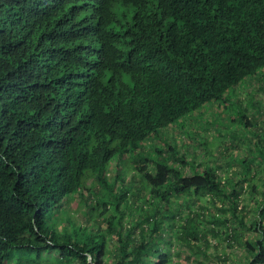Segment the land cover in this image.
<instances>
[{
    "label": "trees",
    "instance_id": "1",
    "mask_svg": "<svg viewBox=\"0 0 264 264\" xmlns=\"http://www.w3.org/2000/svg\"><path fill=\"white\" fill-rule=\"evenodd\" d=\"M262 100L264 0H0V264H177L171 238L196 254L219 224L245 264H264V179L249 172L264 164ZM212 101L236 116L204 126L218 120L225 149L257 152L223 179L181 151L207 148L197 119ZM167 127L188 139L167 140ZM91 182L93 228L64 207L85 203ZM205 195L253 236L180 215ZM241 195L258 204L249 221Z\"/></svg>",
    "mask_w": 264,
    "mask_h": 264
},
{
    "label": "rangeland",
    "instance_id": "2",
    "mask_svg": "<svg viewBox=\"0 0 264 264\" xmlns=\"http://www.w3.org/2000/svg\"><path fill=\"white\" fill-rule=\"evenodd\" d=\"M245 90L246 88L239 90V95L241 96L242 101L245 100V98L247 97V95L245 94ZM262 101L264 102V100ZM213 103H214L213 101L207 103L205 105L204 115L201 118L197 119L198 121L197 125L204 130V137L206 140L207 148L201 147L200 141L198 140L195 141L187 140L189 135L184 134L182 130L179 129L177 130L175 127H167L166 129H164V131L167 140L170 139L174 141L176 144L178 143V146H180L183 141L187 140L186 144L184 143L185 145L182 146L181 148V151L186 156V160H191V158H193L194 161L196 163L199 162L201 166H203L204 164H208L214 167L220 165V168L216 170L218 174L221 175V179H223L225 178L224 170H227L229 173H232L233 171H238V169H240L241 167L236 163L237 162L240 163L239 160L241 159V157H247V158L252 157L253 155L255 156L257 152L256 150H254L253 154L251 155L247 154L246 153L247 150H245L246 147L243 146L242 144H239V148L238 149L236 148L234 150H232V147L228 144L230 150L225 149V145L223 144L224 143L223 135L221 138V135L217 130V128L220 127L219 122H217L218 120H214L216 121L214 124H207L204 126V122H203L204 120L213 118L214 116H218V114L219 116H226L227 114L236 116L234 110L227 108L229 106L220 104L217 109L216 105H214ZM259 117L260 116H258V119L263 121L262 119H264V116L262 119H260ZM193 118L194 116H190V121H193ZM222 131L224 132L225 129H222ZM226 131L232 133L238 132L239 135L241 136L243 134L242 132L239 131V125L237 124L231 125L228 129H226ZM157 144H159V142H157ZM251 162L254 163L253 166L250 165L249 172L250 173L253 172L254 174L256 173L253 181L255 182L259 181L260 178L264 179V166H263L264 164L261 165L259 162L256 163V160ZM175 163L179 165L178 162ZM130 167H131L130 161H123V165L121 166L120 170H123V172H127L125 176V181L130 180L131 175L133 174ZM182 169H184L185 172L188 170V168L186 169L182 168ZM111 174H112V170L109 169L108 175L111 176ZM90 188H91V193H88L87 191H82L83 196L87 197L85 203L81 202L80 204L79 203V201L81 200L80 196L72 195L70 196L67 204L64 207L65 210L68 211L73 216V219L77 223H80L82 225L89 224L88 227L93 228L95 226L98 227L99 225H102V223L94 224L93 222H91V219L82 216L83 206L86 204H90L91 202L92 203L95 202V196L97 194L96 188H98V186L94 182H91ZM210 199L211 198L206 195L199 198V203H202V205L205 206L202 209L197 206L194 197L190 198V200L187 201L190 207L189 206L182 207L180 215L182 216L184 215L183 217H185L190 212L192 216L194 215L195 212L213 213L217 216L227 218V222L225 223L229 224L230 227L235 229V231L241 232L242 234L241 238L249 239L251 236H253L251 231L244 229L243 231H241L238 225L236 224V222L231 223L232 221H228V219L230 218L228 211L218 210V207L221 206V201H215L216 199L213 198L214 199L213 201L215 202V204L213 205ZM240 199H241L240 203L243 204L245 207L244 220L249 221L252 215L251 210L255 209L258 206V204L254 199V197L252 199L250 196L241 195ZM88 201H90V203H87ZM57 218H60V216L58 215ZM262 224H264V219L262 220ZM214 227L217 231H219V234L214 237L211 236L210 233L206 235L207 237L206 243L201 240H197L196 244L199 248L198 249L199 251L196 254H193L189 250L183 248V245L179 244V241H176L175 239L171 238L170 239L171 260L177 264H195L197 260L200 261L202 264H245L244 261L246 255L244 251L242 250L241 247H239V245L236 242L232 241L231 237L229 236V233H231V229L229 230L227 235L225 234L226 230L224 228V225L219 224V225H215ZM238 240H240V238ZM175 252H177V255L174 254ZM87 261H89V259Z\"/></svg>",
    "mask_w": 264,
    "mask_h": 264
},
{
    "label": "clouds",
    "instance_id": "3",
    "mask_svg": "<svg viewBox=\"0 0 264 264\" xmlns=\"http://www.w3.org/2000/svg\"><path fill=\"white\" fill-rule=\"evenodd\" d=\"M158 3H159V1H158ZM214 105H216L215 103H213ZM90 260V259H89Z\"/></svg>",
    "mask_w": 264,
    "mask_h": 264
}]
</instances>
